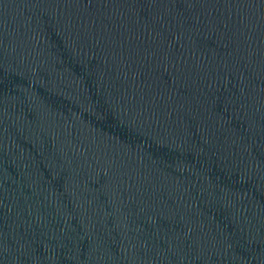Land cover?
<instances>
[{"label":"water","instance_id":"95a60500","mask_svg":"<svg viewBox=\"0 0 264 264\" xmlns=\"http://www.w3.org/2000/svg\"><path fill=\"white\" fill-rule=\"evenodd\" d=\"M0 264H264V0H0Z\"/></svg>","mask_w":264,"mask_h":264}]
</instances>
